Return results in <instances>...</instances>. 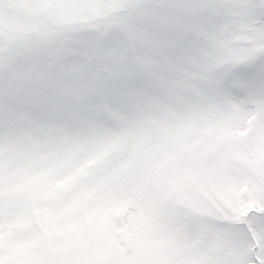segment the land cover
I'll return each mask as SVG.
<instances>
[{
    "label": "snow or ice",
    "instance_id": "snow-or-ice-1",
    "mask_svg": "<svg viewBox=\"0 0 264 264\" xmlns=\"http://www.w3.org/2000/svg\"><path fill=\"white\" fill-rule=\"evenodd\" d=\"M0 264H264V0H0Z\"/></svg>",
    "mask_w": 264,
    "mask_h": 264
}]
</instances>
